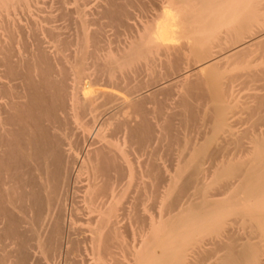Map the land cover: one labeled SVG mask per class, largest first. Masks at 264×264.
Returning <instances> with one entry per match:
<instances>
[{
  "label": "bare ground",
  "instance_id": "obj_1",
  "mask_svg": "<svg viewBox=\"0 0 264 264\" xmlns=\"http://www.w3.org/2000/svg\"><path fill=\"white\" fill-rule=\"evenodd\" d=\"M51 1L0 0V264H264V0Z\"/></svg>",
  "mask_w": 264,
  "mask_h": 264
},
{
  "label": "rangeland",
  "instance_id": "obj_2",
  "mask_svg": "<svg viewBox=\"0 0 264 264\" xmlns=\"http://www.w3.org/2000/svg\"><path fill=\"white\" fill-rule=\"evenodd\" d=\"M44 1V4L42 5L43 6V8L45 9V11H47V13L49 12V13H51L53 16H57V14H58V11H56V9H55V6L52 4V1L51 0H43ZM48 1H50V2H48ZM95 1V0H94ZM93 0H90L89 1V5H88V9H91L92 7L94 8L96 5H97V3H98V1H96L97 3H95ZM94 3V4H93ZM91 7V8H90ZM146 8H149L148 6L147 7H145L144 9H143V12H137V16L138 17H141L140 19L142 20V18H143V20H145L144 18H145V16L147 17V18H151V17H153V16H155L156 15V13H158V10L156 9V7L154 8V6L152 5L150 8H149V10L148 9H146ZM146 9V10H145ZM145 11H147V12H145ZM54 12V13H53ZM146 14H145V13ZM144 13V14H143ZM150 13V14H149ZM143 14V15H142ZM146 18V19H147ZM59 20H61V18H56V20H55V22H54V24H56V25H58V26H64L65 24H67V21L65 20V19H63V20H61V21H59ZM135 20H139V18H137V17H135ZM66 21V22H65ZM60 24V25H59Z\"/></svg>",
  "mask_w": 264,
  "mask_h": 264
}]
</instances>
